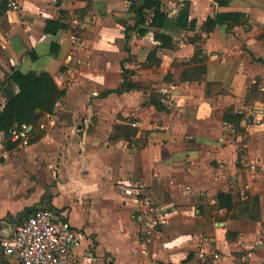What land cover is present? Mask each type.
Returning a JSON list of instances; mask_svg holds the SVG:
<instances>
[{
    "label": "crops",
    "instance_id": "0c3cea01",
    "mask_svg": "<svg viewBox=\"0 0 264 264\" xmlns=\"http://www.w3.org/2000/svg\"><path fill=\"white\" fill-rule=\"evenodd\" d=\"M184 1L195 29L162 30L175 51L160 67L146 62L157 46L154 30L138 35L133 25L129 8L142 0H17L18 11L0 5V110L12 70L48 73L65 90L52 115L27 127L25 145L7 150L0 135L8 152L0 164V238L13 230L7 225L43 209L81 235L65 264H262L264 104L245 97L257 78L264 81V41L253 29L217 23L207 32L202 25L218 13H237L241 23L264 15L254 6L264 0H160L169 19ZM46 20L66 27L45 34ZM196 47L202 63H190ZM200 65L202 82L186 79ZM122 71H132L134 88L101 96L119 88ZM168 71L173 83L160 88L173 90L163 96L155 88ZM206 83L221 84L230 101L205 99ZM226 107L244 115L237 130L222 121ZM218 193L231 195L232 210L217 205ZM140 200L176 210L150 238Z\"/></svg>",
    "mask_w": 264,
    "mask_h": 264
},
{
    "label": "trees",
    "instance_id": "16d2710c",
    "mask_svg": "<svg viewBox=\"0 0 264 264\" xmlns=\"http://www.w3.org/2000/svg\"><path fill=\"white\" fill-rule=\"evenodd\" d=\"M214 1L219 5L225 3L222 0ZM178 5V14L174 19H169L167 13L162 9L160 0H142L141 4L133 3L129 8L135 15L133 25L136 27L138 35H143L148 29L154 30L153 39L157 46L146 58L149 67H159L165 56L173 57L175 51L173 38L162 32V30L191 32L195 29V22L189 19L190 3L184 1ZM240 18L241 16L237 13H218L214 17H208L202 28L210 32L217 23L237 26L241 23ZM65 27L61 20H46L43 32L55 35L59 31L64 30ZM195 42L191 40L192 44ZM204 59L205 56L202 51L196 47L190 63H202ZM204 72V66H199L198 74L203 75ZM122 74L123 81L119 88L103 92L101 96L111 93L120 94L134 88V84L129 81L125 71H122ZM214 85L218 84H207L208 87ZM254 90L255 86H252L248 97L254 93ZM1 93L5 103L0 110V135L3 136V144L7 150L12 149L14 146V143L11 142L12 131H21L23 126H38L41 118L45 115H52L56 103L65 96V90L57 86L48 73L28 72L23 74L18 70L11 71L1 86ZM150 102L156 108L161 109L160 99L150 98ZM243 119V113L234 112L231 108L226 109L222 115V121L233 126L236 130ZM216 203L221 209L230 211L233 208L234 201L231 195L218 193L216 195ZM262 264H264V259Z\"/></svg>",
    "mask_w": 264,
    "mask_h": 264
},
{
    "label": "built area",
    "instance_id": "2783aa9c",
    "mask_svg": "<svg viewBox=\"0 0 264 264\" xmlns=\"http://www.w3.org/2000/svg\"><path fill=\"white\" fill-rule=\"evenodd\" d=\"M10 10L18 11L17 0H0ZM173 87L159 89L168 96ZM27 126L21 131L11 133V142L22 141L26 144ZM8 159V152L0 150V163ZM138 201L139 220L142 231L152 237L169 223L172 210L164 206L148 205L143 207ZM81 235L69 221L58 218L50 210L36 209L7 236L0 238V264H65L70 249L79 242Z\"/></svg>",
    "mask_w": 264,
    "mask_h": 264
},
{
    "label": "rangeland",
    "instance_id": "374dc122",
    "mask_svg": "<svg viewBox=\"0 0 264 264\" xmlns=\"http://www.w3.org/2000/svg\"><path fill=\"white\" fill-rule=\"evenodd\" d=\"M259 2H260L259 4H254V6H258L261 9L264 8V2H262V1H259ZM164 7L165 6L163 5V9H164ZM169 13H170V11H169ZM227 26H230V25L227 24ZM237 26H241V27H243V29H253V31H252L253 36L256 37V38H258L261 41V43H262V40L264 41V15L257 14V13H253L252 15H250L249 18H244L243 19V23H240ZM186 37H187V40H194V41H196L199 44V46H201L200 43H202V42H201L200 38L196 37L193 34L186 35ZM166 59H167V56H165V58L162 59V62H164ZM166 62H168V61H166ZM184 64L185 63H183V62H179V63L171 62V66L174 69H177V70H182L184 68L183 67ZM198 67H197V72H196L197 75L196 76H193V77L187 75L186 76V79H189V78L190 79L191 78L194 79L195 78V79L198 80L199 83L202 82V80H200V79H202L201 78L202 74L201 75L198 74ZM131 72L132 71H125L126 75L129 76V77L128 76L127 77L130 80H131V76L130 75H132ZM166 74H167L166 76L168 77L169 80L168 81L159 82V84L155 88V90H158L161 87L162 83H164V84L165 83H173V81H172L173 80V74L170 73V71H168ZM177 74H179V72H177ZM195 79H194V81H195ZM176 80H177V78H176ZM207 84L208 83L204 84L203 87H202V92H203L202 94H203V97L205 99L213 98L214 95H220V97L223 98L225 100V102L230 101V98L228 97V95L230 96V94H228L226 90L222 89L221 84L214 85V86H209V87L207 86ZM252 86H255L254 93L251 94V95H249V97H248V93H250ZM137 87L144 88V84H142V85L138 84ZM254 102H260V103H263L264 104V81L263 80H260V79L258 80V78L255 80V83L249 87L248 92H247L246 97H245V103L246 104L252 105ZM172 105H173V103H172ZM166 106L173 108V106H171V105H167L166 104ZM230 108L231 107H226L224 110H222V113H224L226 111V109H230ZM216 116H219V115H216ZM95 117L96 116L94 115L93 118H95ZM40 122H41V120H40ZM185 126H188V125H185ZM157 205H160V206L162 205L164 207L170 206L169 202H167V203L166 202L165 203H159ZM175 212H176V210H172V213H175Z\"/></svg>",
    "mask_w": 264,
    "mask_h": 264
},
{
    "label": "water",
    "instance_id": "95a60500",
    "mask_svg": "<svg viewBox=\"0 0 264 264\" xmlns=\"http://www.w3.org/2000/svg\"><path fill=\"white\" fill-rule=\"evenodd\" d=\"M29 213H30V212H29ZM18 223H19V222H17L16 224H9V225H7V226H8V229L10 230L11 228H12V229L16 228V226H17Z\"/></svg>",
    "mask_w": 264,
    "mask_h": 264
}]
</instances>
